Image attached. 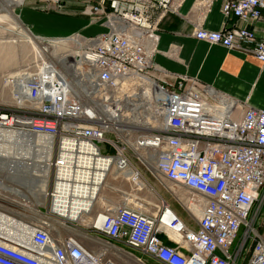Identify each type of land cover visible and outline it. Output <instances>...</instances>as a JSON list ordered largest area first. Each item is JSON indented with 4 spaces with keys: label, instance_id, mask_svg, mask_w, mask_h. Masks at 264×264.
<instances>
[{
    "label": "built area",
    "instance_id": "obj_1",
    "mask_svg": "<svg viewBox=\"0 0 264 264\" xmlns=\"http://www.w3.org/2000/svg\"><path fill=\"white\" fill-rule=\"evenodd\" d=\"M180 1L86 0L79 12L107 31L84 37L76 60H40L1 76L9 103L0 134L48 152L41 205L57 227L14 206L0 211L28 229L27 237L0 230V264H117L109 254L123 248L159 264H264V110L241 104L236 116L235 100L152 62L158 23ZM222 14L237 23L198 26L194 37L263 66L264 33L254 25L264 21V0H225ZM145 78L155 83L146 102ZM136 163L188 190L197 228L161 200L153 211L119 203L92 214L87 227L102 236L68 234L89 216L104 175L131 168L142 178ZM5 190L0 175V201Z\"/></svg>",
    "mask_w": 264,
    "mask_h": 264
},
{
    "label": "crops",
    "instance_id": "obj_2",
    "mask_svg": "<svg viewBox=\"0 0 264 264\" xmlns=\"http://www.w3.org/2000/svg\"><path fill=\"white\" fill-rule=\"evenodd\" d=\"M224 1L181 0L178 2L176 11L166 13L158 23V38L152 55V62L162 72L174 76L186 75L196 78L199 82L207 84L235 100L238 103L235 114L240 116L243 110L242 106H240L241 104L264 110V65L262 66L252 55H244L237 51L227 50L220 45L208 44L197 40L193 35L195 28L198 26L216 31L224 27H231L237 23L235 17L229 16L225 18L222 14ZM58 10L41 12L33 7H24L19 9L17 13L22 23L30 25L34 33L47 36L48 33L39 30L35 26L34 20L41 25L38 21H44L42 17L51 16L54 18L62 15L55 13ZM37 16L41 17L36 19ZM254 27L257 36L263 35L264 21L255 23ZM76 28L69 31H76ZM143 180L147 183L145 179ZM129 182V178L124 177L117 170L111 169L107 172L98 187L97 201L92 207L89 216L72 226L73 233L76 236H102L87 227L90 216L106 207H113L119 203L134 205L135 202L131 200L129 192L122 189V186ZM149 185L156 190L153 183L150 182ZM8 189L9 187L5 190V194H9L3 196L0 201L2 203L0 204V211L3 213L10 212V206H14L16 209L17 202L11 198L14 193ZM111 194L114 197H111ZM187 194L185 196L178 194L180 200L184 199L183 205L185 207L188 206L189 200ZM166 204L187 226L192 229L197 228V218L199 216L196 213L197 211L194 213L195 217H192L188 212L189 217H184L177 207H172L167 202ZM159 236H161L164 244L175 245L174 242L166 239L164 234Z\"/></svg>",
    "mask_w": 264,
    "mask_h": 264
},
{
    "label": "rangeland",
    "instance_id": "obj_3",
    "mask_svg": "<svg viewBox=\"0 0 264 264\" xmlns=\"http://www.w3.org/2000/svg\"><path fill=\"white\" fill-rule=\"evenodd\" d=\"M57 1L58 3L55 4L53 0H21L19 4L11 5L5 3L3 0H0V109L7 108V104L9 103V99L6 94L7 90L2 87V75L13 73L22 66L35 65L40 60H51L54 62V49H56V52L54 53L57 55L66 52H80L84 37L88 35L94 36L107 31V28L103 26L102 22L89 23L88 18L79 12L82 8V4L86 0ZM24 7H33L41 12H51L52 10L59 9L58 12L55 13L57 15H62L54 18L49 15H47L49 17H42V20L44 21H38L41 25L34 20L35 26L38 27L39 30L48 33L47 36L38 35L31 30L30 25H25L20 20L17 12L19 9ZM5 8L11 9L12 14L16 16L19 24L14 22V20L6 12ZM40 17L41 16H37L36 19ZM52 28L58 30H53ZM74 28L77 30H73L72 32L69 31ZM25 29L31 35L34 43H29L26 40L27 37L24 34ZM74 33L77 37H79L78 42L72 41L69 38L70 35ZM52 40H56L57 42L54 43ZM40 47H46L48 49V53H42ZM135 167L147 183H145L142 178L137 176L131 179L128 184L125 183V185L122 186L123 190H127L129 192L132 201L147 211H153L159 206L161 200H165L167 203L171 204L172 207H177V209L183 213L184 217H189V211H187L186 207L183 205V200H180V197L178 196V194L185 196L188 193L185 188L177 183L166 180H162L158 183L151 171L146 170L145 167L137 163L135 164ZM5 172L6 171L0 170V175L3 178L4 184L9 187V189L17 188L21 190V193L27 197V199H23L12 194L11 198L17 202L16 209L20 212L27 213V215H29L32 219H42L44 215L41 205L43 202V196L35 195L32 198L26 191V188L17 186V178L11 180L7 177ZM150 182L153 183L156 190L152 189L151 185H149ZM28 185L32 186L29 183ZM8 194L6 193L4 195L7 196ZM110 196L114 197L113 194ZM20 205L22 207H20ZM31 209L32 211H30ZM34 210H38L39 213L37 215L33 214L32 212H34ZM262 218H264V206L262 207V212L260 214V219ZM50 226L52 227L53 225ZM60 233L65 232L63 231ZM67 233L71 234L73 233V230L67 229ZM241 233L242 232L240 230L239 235H241ZM237 240L238 238L235 243ZM81 241L85 245L91 246L89 240L81 239ZM123 250L124 251H121L120 253H110L109 258L117 264H157L151 258H148L136 251L129 250L127 248H123ZM240 263L242 264V261H240Z\"/></svg>",
    "mask_w": 264,
    "mask_h": 264
},
{
    "label": "bare ground",
    "instance_id": "obj_4",
    "mask_svg": "<svg viewBox=\"0 0 264 264\" xmlns=\"http://www.w3.org/2000/svg\"><path fill=\"white\" fill-rule=\"evenodd\" d=\"M3 1L11 5L19 4L21 2V0H3ZM5 10L8 13V15L14 20V22L16 24H19L16 16L12 14L11 9L5 8ZM24 34L27 37L26 40L29 43H34L31 35L27 32L26 29ZM69 38L72 41H76V42L79 41V37H77L74 34H71ZM52 42L55 43L57 41L52 40ZM40 50L42 53H48V49L46 47H40ZM54 52H56V49L53 50V54L55 55V60L54 62L53 61L51 62L56 65L59 64L62 65L63 61H65L66 59L76 60L80 55L79 52H66L58 55ZM143 82L145 85L143 97L146 102L147 100L145 96L147 95V93H150L151 96H153L155 83L152 82L150 79H146V78L143 79ZM145 102H143V104H145ZM144 119H148V118L145 117ZM146 121L147 120H144L145 123ZM8 137L9 135L7 133L2 132L0 134V170L6 171L5 173L7 174V177L11 180L17 178L18 179V181L16 182L18 184L17 186L26 188V191L32 198L35 195L43 196V192L46 186V179H45L46 167L44 166L43 162L47 158L48 152L32 148L31 146H20L19 141L17 139L9 143ZM32 139L38 142L41 141L40 139H34V138ZM121 174L126 178L128 177L129 180L137 177L136 172L131 168H126L123 172H121ZM28 183L32 186H29ZM11 191L16 196H19L23 199H27V197H25V195L21 193V190L17 188H13V189L11 188ZM189 201L190 199L188 200V206L186 207V209L195 213L196 207L190 205ZM20 207L22 206L20 205ZM32 213L35 215L38 214L37 210H34V212ZM42 220L45 221L48 225H53L52 227H57L56 223H54L53 221L47 218H42ZM0 230L2 231L11 230L12 234L15 236H24V237L28 236V229L24 227L21 224V222L17 220L13 221L5 214H0Z\"/></svg>",
    "mask_w": 264,
    "mask_h": 264
}]
</instances>
